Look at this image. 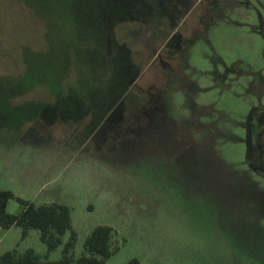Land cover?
<instances>
[{
  "label": "rangeland",
  "instance_id": "374dc122",
  "mask_svg": "<svg viewBox=\"0 0 264 264\" xmlns=\"http://www.w3.org/2000/svg\"><path fill=\"white\" fill-rule=\"evenodd\" d=\"M47 10L65 23L60 44L50 39L56 57L29 51L25 70L22 47L43 44L42 23L0 0V189L66 204L76 257L108 225L117 250L105 264H264V178L245 162L248 124L264 162L261 120L249 121L264 106V0L106 10L53 0ZM65 38L84 52L65 50ZM12 249L47 252L37 230L21 239L20 227L0 226V254Z\"/></svg>",
  "mask_w": 264,
  "mask_h": 264
},
{
  "label": "trees",
  "instance_id": "16d2710c",
  "mask_svg": "<svg viewBox=\"0 0 264 264\" xmlns=\"http://www.w3.org/2000/svg\"><path fill=\"white\" fill-rule=\"evenodd\" d=\"M22 3L38 20L42 23L43 44L39 47H33L31 44H25L22 48V52L25 54L21 60L23 67L27 70L30 62L27 54L29 51L33 54L41 55L43 53H49L50 58L56 57V54L51 51L54 48V44L50 39H58L57 44H60L59 38L64 35L65 23L61 21L62 18H67V13L62 9L61 17L56 20L52 17V14L47 10L48 1L53 0H15ZM88 2V4H94L103 7L106 10L107 5L113 3L114 0H82ZM94 1V2H89ZM203 1V0H202ZM201 1L198 2V4ZM139 6V5H137ZM139 11V7H137ZM135 20H140L141 14L137 16H130ZM73 30L76 35L79 33L76 27L73 25ZM70 38H65L63 44L68 52L78 51L83 53L81 45L78 43L71 44ZM106 43V42H105ZM171 41H168V47ZM22 46V45H21ZM21 49L20 46L18 50ZM21 51V50H20ZM180 51V49H179ZM75 55H78L75 53ZM45 58L44 55L38 57ZM37 59V60H38ZM35 60L33 61V63ZM90 64V59H88ZM66 65L68 64L65 59ZM88 69V68H87ZM134 76V75H133ZM118 79V78H117ZM134 78H131L121 89L118 98H124L126 90L130 97L131 85L130 82ZM113 81L115 78L112 79ZM134 81V80H133ZM132 81V82H133ZM94 80H91V83ZM129 84V86H128ZM132 84V83H131ZM128 86V88H127ZM137 97V96H134ZM148 112H152L151 109H147ZM108 112V111H106ZM260 115H263L260 118ZM260 124V136L264 139V106H259L253 109L249 116V121L252 120ZM258 133V126L257 132ZM258 140V139H257ZM252 139L251 125L248 124V138H247V150L245 162L248 165L250 171L255 175L264 178V162L258 161L259 150L256 149L258 142ZM264 142V141H263ZM245 196L251 193L244 191ZM15 198L20 204V210L17 213H9L6 210L7 203L10 199ZM0 226L2 228H10L12 226H18L21 229V239L25 238L31 229L38 231L39 239L46 245L47 252L43 255L36 253L33 249H27L21 253H18L16 249L7 250L0 254V264H105L107 259L115 253L117 247L112 245V238L114 235L113 228L108 225H97L87 234L84 240V249L79 256L74 255V247L77 240V234L72 229L71 225V213L70 208L63 203L50 202L35 204L34 202L25 200L21 197H15L10 190L0 189ZM69 232L67 241L63 243L61 249V256L58 259H50L49 252L55 250L58 245L62 243V236ZM125 264H143L136 258L129 259Z\"/></svg>",
  "mask_w": 264,
  "mask_h": 264
}]
</instances>
